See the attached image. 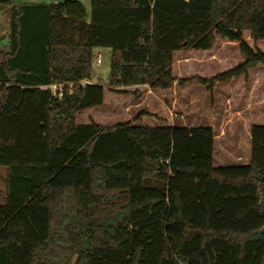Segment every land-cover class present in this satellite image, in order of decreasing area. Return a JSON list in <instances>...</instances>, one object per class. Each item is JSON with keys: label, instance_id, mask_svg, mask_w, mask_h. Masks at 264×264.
I'll use <instances>...</instances> for the list:
<instances>
[{"label": "trees", "instance_id": "1", "mask_svg": "<svg viewBox=\"0 0 264 264\" xmlns=\"http://www.w3.org/2000/svg\"><path fill=\"white\" fill-rule=\"evenodd\" d=\"M0 4V264H264L263 124L249 164L215 166L210 126L93 116L107 94L211 88L264 66V0H91L90 14L79 0ZM218 39L242 60L209 78L173 74L175 53ZM98 49L111 51L105 85L93 83Z\"/></svg>", "mask_w": 264, "mask_h": 264}, {"label": "rangeland", "instance_id": "2", "mask_svg": "<svg viewBox=\"0 0 264 264\" xmlns=\"http://www.w3.org/2000/svg\"><path fill=\"white\" fill-rule=\"evenodd\" d=\"M63 1L65 0H13V4H49ZM79 1L84 4L90 14L91 0ZM10 10V4H0V60L2 54L10 49ZM245 37L253 45L248 32H245ZM260 47L264 49V41L260 42ZM99 54H101L100 64L97 63ZM110 57V49L95 51L93 68L96 76L93 83L107 84L105 76L110 72ZM241 60L242 57L236 45L218 39L209 54L192 50L175 53L173 74L179 79H187L195 75L209 78ZM130 89V93L107 94L106 103L96 109L94 119L107 125L135 121L137 125L149 126H213L215 135H217L214 152L217 160L214 164L215 166H233L237 163L232 158L243 151V147L233 149L234 141L240 130L244 132L243 126L242 129L238 128L241 117L248 116L246 110L255 111L257 105H264V66L254 68L248 75H242L232 81L216 83L211 88L195 80L184 84L176 81L169 90H151L147 86L140 87L137 90L142 91L139 98L133 95L135 88ZM140 112L148 114L139 116ZM238 112L240 114H237ZM232 114L235 115L233 122L237 129L234 126V129H231L232 124L224 126ZM80 118L81 116L78 117V121L82 122ZM253 120L248 123L249 128ZM222 127L225 128V135L221 134ZM225 146H229V152L226 151ZM7 183V169L0 166V204L7 201Z\"/></svg>", "mask_w": 264, "mask_h": 264}, {"label": "crops", "instance_id": "3", "mask_svg": "<svg viewBox=\"0 0 264 264\" xmlns=\"http://www.w3.org/2000/svg\"><path fill=\"white\" fill-rule=\"evenodd\" d=\"M231 44H234V43H231ZM208 54H209V52H208ZM107 76L108 75L105 76L106 77V80H107ZM263 96H264V92H263ZM261 104H263V103H261ZM257 106H258L256 108L257 111L256 110L255 111L246 110V111H248V113H247L248 116H246V117H243L242 116L241 117V120H240L241 122L238 125V128L239 129H242V126H243L244 132L242 133V130H240L239 135L236 137V139L234 141V148L233 149H237V148L240 149L241 147H243V151L241 153H239V154H236V155L234 154L236 157H234L232 159H234L235 160L234 162L237 163L235 165H247V164L250 163V160H251V125L252 124H257V123L264 125V105H257ZM237 114H240V112H238ZM245 114H246V112H245ZM233 117H235L234 114H232L231 117L227 120L228 122L226 123V125H224L225 127L228 124H232L231 125L232 126L231 129H234V127L236 125L233 122ZM252 119H254V120H253V123L250 125V128H249L248 127V123H250L252 121ZM210 127H212L213 129H215L213 126H210ZM222 129L223 130L221 131L222 132L221 134L222 135H225V128L222 127ZM248 129H250V130H248ZM243 135L245 136L244 138H243ZM225 149H226V151H228L229 150V146H225ZM214 152H215V150H214ZM216 160H217V158H216V155L214 154V162H216ZM235 165H233V166H235Z\"/></svg>", "mask_w": 264, "mask_h": 264}, {"label": "built area", "instance_id": "4", "mask_svg": "<svg viewBox=\"0 0 264 264\" xmlns=\"http://www.w3.org/2000/svg\"><path fill=\"white\" fill-rule=\"evenodd\" d=\"M97 63L98 64L101 63V54H99L98 57H97ZM52 89L54 91V94H58V96L61 97V95H62V92H61L62 91V86L53 85Z\"/></svg>", "mask_w": 264, "mask_h": 264}]
</instances>
